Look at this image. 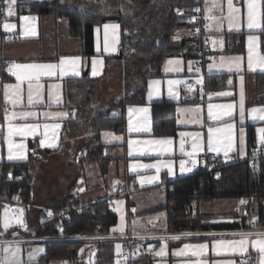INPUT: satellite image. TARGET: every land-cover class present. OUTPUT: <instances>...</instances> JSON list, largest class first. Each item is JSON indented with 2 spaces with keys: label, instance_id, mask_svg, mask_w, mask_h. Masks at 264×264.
I'll return each mask as SVG.
<instances>
[{
  "label": "crops",
  "instance_id": "crops-1",
  "mask_svg": "<svg viewBox=\"0 0 264 264\" xmlns=\"http://www.w3.org/2000/svg\"><path fill=\"white\" fill-rule=\"evenodd\" d=\"M18 2L19 0H16L13 5V15L8 16V3L6 0H0V63L4 64L3 69L7 76L0 83V161L26 162L30 160V152L36 154L35 160L29 161L32 184L31 168L34 164L41 165L39 161L59 153L64 145L67 134L66 130L64 131L65 122L72 119L74 113L66 104L65 81L81 76L85 56L81 38L70 35L66 20L56 19L51 14L19 13L25 6L19 5ZM231 3L233 10L229 9V0H215L214 7L213 0H201L205 12L213 15L204 30L211 49L210 60L201 64L195 52H189L185 57L182 40L190 37L191 32L188 28L178 32L176 36L178 40L175 38L171 40V47L175 51L162 62L161 75L146 81L145 103L128 104L124 107L125 132L114 133L110 130L100 132L102 153L110 159L107 174L100 173L103 181L92 185L87 182V176H84V182L82 181L80 185H77L75 179L67 185L62 197L70 188L71 193L81 202L107 198L117 217L116 224L110 228L108 234L109 237L115 238L100 242L97 245V254L89 248V257L81 264H225L226 261L241 264L242 257L247 254L256 256L257 264H260L261 253L250 245L246 253H239L228 250L227 244L221 246L217 243L239 240L241 235L209 237L193 235L175 239L131 240L128 256L123 255V250L129 242L121 238L126 234L174 233L167 229L165 206L169 184L191 172L186 168L181 170V161H184V165L194 166L204 155L221 156L231 162L236 159L244 160L248 155V125L254 126L256 143L264 149V140H262L264 133L259 131L264 129V119H260L264 116V112L259 111L264 109V93L258 94L256 88L257 74L264 73L262 66L264 61L261 60L264 53L261 51L260 42V32L264 31V0H254V15L260 25L254 29H249L247 26L250 0H231ZM24 17L30 19L23 20ZM230 22L236 26L230 28ZM5 23L15 27L5 29L3 27ZM105 25L108 26L107 29ZM249 36L255 37L254 46L249 41ZM240 37L243 40L244 53L226 52L228 45L232 46L234 40L237 44ZM120 42L121 28L118 23L106 22L93 28L94 55L88 59L90 77L103 75L102 83L110 75L112 76L113 71L116 72L119 63L116 56ZM250 47L251 67L249 66ZM106 58H109L107 62ZM62 59L65 61L63 75L60 67L55 69L54 75H41L38 82L39 102L29 104V82L18 81L17 74L27 75L30 70L16 66L59 65ZM93 60L97 61L96 75H93ZM72 61L75 63L73 64ZM209 65L213 67L210 68ZM207 75H225L226 82L218 90H208ZM170 81L172 83H169ZM16 84L20 85L19 91L13 95L16 90L7 89L9 96L6 98L5 85ZM32 85L35 100L37 85L35 79L32 80ZM203 90L212 92V95L200 100L199 95ZM222 93L227 95H221ZM150 94L151 99H149ZM242 98L243 105H241ZM13 99L18 100V103L14 105L11 102ZM112 103L114 102H110V105ZM162 103L174 104L176 126L174 135L158 136L153 133L152 105ZM98 104L94 97V105L98 106ZM227 105H232V108H227ZM140 109H147V112L139 111ZM253 109L257 111L253 112ZM26 112L35 115H21ZM45 113L49 115L46 116ZM57 113L64 115H55ZM119 113L120 111L115 109L110 115L115 116ZM25 124L38 125V127L34 133H15L16 126ZM45 125L48 127L45 128ZM55 125L59 127H54ZM229 125L232 127L229 128ZM130 127L142 130L130 131ZM10 129L14 134H10ZM209 129L213 131L210 133ZM209 136L212 137L213 142L211 150L208 147ZM148 141L169 142L147 143ZM194 144L198 145L195 149ZM85 150V146L84 150H79L77 163H93L83 159ZM189 153L191 155H188ZM10 155L13 158H9ZM20 156L23 158H18ZM95 165L98 168L97 164ZM148 165L155 167H146ZM111 169L114 175L111 180L112 182L116 180L113 185L111 180H105ZM151 177L155 179L150 181ZM76 180L78 181V175ZM120 186L127 188L128 195H117ZM33 191L31 189L30 197H34L31 208L34 216L41 209L49 208L51 205H41L35 199ZM241 201L244 200L218 199L208 203L193 204L191 212L193 216L197 213L208 215L212 222L230 223L235 227L243 225L242 229L248 228L251 222L255 223L257 217L255 215L243 222L244 217L251 214L252 210L247 208L246 201L244 203ZM219 203H221V211L214 210ZM131 208L136 210V216H131ZM4 220L5 215L0 206V223ZM206 221L207 224L210 223V220ZM206 221L204 220V223ZM31 223H35V218ZM235 230L239 229L234 227L223 229L232 232ZM175 233L179 232L175 231ZM251 239H256V236H251ZM161 244L164 247L163 251ZM117 245L120 247L118 248ZM185 245L189 247L186 248ZM199 245L205 247L200 249L197 247ZM13 251L17 250H9L7 253L0 251V264H41L38 259L43 250L37 252L31 259L17 252L13 255Z\"/></svg>",
  "mask_w": 264,
  "mask_h": 264
},
{
  "label": "trees",
  "instance_id": "trees-1",
  "mask_svg": "<svg viewBox=\"0 0 264 264\" xmlns=\"http://www.w3.org/2000/svg\"><path fill=\"white\" fill-rule=\"evenodd\" d=\"M18 4L25 6L19 13L51 14L56 19L66 20L70 35L81 38L85 62L81 76L65 81L66 104L74 114L72 119L65 122L64 131L86 133L83 159L97 164L102 175L107 174L110 159L102 153L100 132H125L124 107L128 104L145 103L146 81L161 75L162 62L175 51L171 47V40L176 38L178 32L188 28L186 15L196 5L201 4V0H19ZM106 22H116L121 28V42L116 59L121 64L124 80L132 79L140 86L131 95H124L112 103L107 111L94 115L91 105L104 76L90 77L88 59L94 55L93 28ZM260 39L261 51L264 53V31L260 32ZM235 44L234 40L232 46L228 45L226 52L244 53L241 37ZM182 46L185 57L189 52L195 51L191 46L190 37L182 40ZM108 59L106 58V62ZM0 64L1 83L7 76L3 69L4 64ZM225 82V75L206 76L208 90H218ZM256 88L258 94L264 93V73L257 74ZM115 109L120 111L119 115H110ZM174 118V104L152 105L154 135H174ZM255 136L254 126L248 125V153L257 145ZM29 157L30 160L26 162L0 161V197L29 204L30 220L35 218L36 228L28 234L54 236L59 234L54 229L55 226H60L61 234L66 236L110 233L117 217L108 199L98 198L81 202L71 193L70 188L61 200L50 207L55 212L47 217L46 221H41L42 210L33 216L31 208L34 197L31 199L30 196L34 187L31 184L29 161L35 160L36 154L30 152ZM213 163L216 168L211 172L196 169L169 184L165 206L167 229L170 232L223 230L232 227L242 229L243 225L235 227L230 223L212 222L208 215H192L193 204L218 199L246 201L247 208L252 210V213L245 216L243 222L256 215L255 227L264 228V152L257 156L253 164L246 158L233 162L225 160L222 165ZM62 212L64 214H61ZM207 219L210 220L209 224L204 223ZM102 241L106 240L40 242L43 243L44 249L38 262L81 264L89 257L90 244L94 245L92 250L97 254V245Z\"/></svg>",
  "mask_w": 264,
  "mask_h": 264
},
{
  "label": "built area",
  "instance_id": "built-area-1",
  "mask_svg": "<svg viewBox=\"0 0 264 264\" xmlns=\"http://www.w3.org/2000/svg\"><path fill=\"white\" fill-rule=\"evenodd\" d=\"M179 14H184L183 12H179ZM185 15V14H184ZM213 18L212 14H208L205 12L204 8L201 4L196 5L192 11L186 15V21L188 24V29L190 30V43L192 48L195 50L194 52L198 56V60L201 64H205L210 60V45L208 39L205 35V28L207 27L209 21ZM178 40V38H175ZM211 96L212 92H207L203 90V92L199 95L200 100H205L207 96ZM264 152V149L260 146H254L247 155V161L250 164H253L257 158V156ZM226 158L221 156L214 155H205L202 156L198 163L194 166L191 164H185L184 168L190 170L191 172L196 169L204 170L207 172H211L212 169L216 168L215 163L221 164ZM128 190L124 186H120L117 190L118 196L128 195ZM0 205L3 208V213L5 218H7L9 222V227L7 229L4 228V222L0 223V244L4 243H19V244H29L36 242H45L50 240H58V241H79V240H107L115 237H109L108 235H92V236H84V235H70L66 236L61 234V227L55 226L56 232L59 234L54 236H38L35 234H28L31 230L36 228V223L32 224L29 216V204L22 203L16 200H8L6 198L0 197ZM42 210V218L41 221L44 222L47 220V217L53 215L55 210L53 208H45ZM61 214H64L62 212ZM131 216H136V210L134 208L130 209ZM67 217L66 215H64ZM252 233V236H256L257 233L264 234V228L255 227V224L251 222L248 228H243L239 230L232 231H201V232H179V233H152V234H126L125 236H121V238L127 240L129 244L123 250V255L128 256L130 252V241L131 240H161V239H169V238H180L187 236H221V235H241V234ZM242 260H248L249 264H257L256 256L252 254H247L242 257Z\"/></svg>",
  "mask_w": 264,
  "mask_h": 264
},
{
  "label": "rangeland",
  "instance_id": "rangeland-1",
  "mask_svg": "<svg viewBox=\"0 0 264 264\" xmlns=\"http://www.w3.org/2000/svg\"><path fill=\"white\" fill-rule=\"evenodd\" d=\"M117 66L118 69L116 70V72L113 71L114 73L112 74V76L110 75V77L106 79L107 81L104 80L101 85H99V88L95 93L94 97L97 99V102L99 104L98 106H95L93 100L91 108L94 115L98 112H104L106 109H109L108 106L110 105V102L118 101L123 95H131L135 91V89L140 86L138 82L132 79L124 80L121 64L118 63ZM117 92H119L120 94H118ZM86 141V133H78L75 132V130L67 132L66 138L64 139V145L61 148L60 152L54 155L47 156L46 160L39 161L40 163H42L41 165L34 164V167L31 168L34 196L41 205L52 206L55 202L61 200L62 195L65 193L67 185L73 179H75L77 185H80L82 181L84 182V176H87V182L92 185L103 181V177L100 175V172L98 171V168L94 163L76 162L77 154L79 150H84ZM108 155L111 156V153L108 152ZM112 172L113 171L111 169L110 173L105 177V180H111V178L114 176ZM77 175L78 181L76 180ZM115 181V179L114 182H112L111 180V184L113 185ZM216 206L217 207L214 210L218 209L219 211H221V203H219L218 205L216 204ZM205 209H207V207H205ZM207 222L208 221H206V223ZM149 245L153 246L152 244ZM89 247L90 249H93L94 245L90 244ZM160 247L163 251L164 247L162 244L160 245ZM5 248H8L9 250H17L15 251L17 252V254H24L27 259H31L33 255L30 254H33L35 249H41V251L43 250V243L36 242L29 244H0L1 252L5 251Z\"/></svg>",
  "mask_w": 264,
  "mask_h": 264
},
{
  "label": "snow or ice",
  "instance_id": "snow-or-ice-1",
  "mask_svg": "<svg viewBox=\"0 0 264 264\" xmlns=\"http://www.w3.org/2000/svg\"><path fill=\"white\" fill-rule=\"evenodd\" d=\"M6 2L8 3V8H7V15L8 16H11L13 15V5L16 3V0H6ZM213 7L215 6V0H213ZM249 7V17H248V28L249 29H254V28H258L260 25L259 23L257 22V19L254 15V8H255V3H254V0H250V3L248 5ZM229 9L230 10H233L232 9V3H231V0H229ZM23 20H28L30 18L28 17H24L22 18ZM236 25H233L232 22L229 23V27H234ZM3 27L5 29H11V28H14L15 25H11V24H8V23H5L3 25ZM107 25H105V29H107ZM27 34V33H26ZM34 34V33H32ZM249 41L252 42L253 46H254V42H255V37L253 36H249ZM251 47H250V55H249V66L251 67ZM262 61H264V57L261 58ZM65 61L62 59L60 61V64L59 65H54V64H48V65H37V64H32V65H24V66H21V65H17L16 67L17 68H24V69H28L30 70L29 74L27 75H20V74H17V80L18 81H23V80H28V87H29V97H28V100H29V104H33V103H38L39 102V98H40V85H39V78L41 75H47V76H51V75H54L55 73V69L57 67H60L61 68V74L63 75V65H64ZM72 63L74 64L75 61H72ZM97 63V61L93 60V66H94V70H93V75H96V71H95V64ZM237 67L239 66L238 64L236 65ZM264 66V65H262ZM209 67H213V65H209ZM35 79L37 81V85H36V92H35V100L33 98V85H32V80ZM169 83H172L171 81ZM9 88H13L15 89L16 91L13 93V95L16 94V92L19 91L20 89V85L19 84H16V85H5V97L8 98L9 96V93L7 91V89ZM221 95H227V93H222ZM149 99H151V94L149 96ZM14 105L16 103H18V100L16 99H13L11 101ZM241 105H243V98L241 100ZM211 107V106H210ZM227 108L231 109L232 108V105H227L226 106ZM139 111H143V112H147V109H140ZM253 112H256L257 110L256 109H253L252 110ZM260 112H264V109H260L259 110ZM225 114H228V113H225ZM243 114V112H242ZM21 115L23 116H33L35 115L34 113H31V112H26V113H22ZM44 115H49L48 113H45ZM55 115H59V116H63L64 113H57ZM210 117L212 116L211 112L209 113ZM214 118V117H213ZM260 119H264V116H261ZM38 127V125H19V126H16L15 127V133H20V134H29V133H34L36 128ZM48 125H45V128H47ZM54 127H59V125H55ZM229 128H231L232 126L229 125L228 126ZM130 131H141L142 129L140 128H131L129 129ZM146 130V129H144ZM213 131V129H209V132L211 133ZM261 133H264V129H260L259 130ZM10 134H14L11 132V129H10ZM108 135V134H106ZM183 135V134H182ZM118 139V137H117ZM262 140H264V136H262ZM169 141H148L147 143H168ZM43 143V141H42ZM212 146H213V142H212V137L209 136V144H208V147H209V150L212 149ZM21 147H23V145H21ZM194 149L198 147V145L194 144L193 145ZM181 151L183 152V145L181 146ZM188 155H191V153H189ZM9 158H13L11 155ZM18 158H23L22 156L18 157ZM146 167H155V165H148ZM181 170H184V161H181ZM142 179V182H143V178ZM155 177H151L149 178V180H154ZM241 203H244V201H241ZM9 227V222L7 220V218H5L4 220V228L7 229ZM253 234L252 233H248V234H241V239L239 240H235V241H229V242H217L218 244H220L221 246H224L225 244H227V247H228V250L232 251V252H239V253H246L248 251V247L249 245L253 248V249H257L260 253H261V259H260V264H264V234H260V233H257L256 234V239H251V236ZM117 247L119 248L120 246L117 245ZM185 247H189L188 245H185ZM198 248L200 249H203L205 247V245H199L197 246ZM215 247V246H214ZM9 251L8 248H5V252L7 253ZM41 251V249H35L33 254H30V255H33V258H34V254ZM13 255H15V251H13L12 253ZM225 264H233L232 261H226ZM241 264H249V261L248 260H242L241 261Z\"/></svg>",
  "mask_w": 264,
  "mask_h": 264
},
{
  "label": "water",
  "instance_id": "water-1",
  "mask_svg": "<svg viewBox=\"0 0 264 264\" xmlns=\"http://www.w3.org/2000/svg\"><path fill=\"white\" fill-rule=\"evenodd\" d=\"M32 198V197H31Z\"/></svg>",
  "mask_w": 264,
  "mask_h": 264
}]
</instances>
